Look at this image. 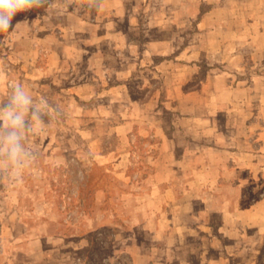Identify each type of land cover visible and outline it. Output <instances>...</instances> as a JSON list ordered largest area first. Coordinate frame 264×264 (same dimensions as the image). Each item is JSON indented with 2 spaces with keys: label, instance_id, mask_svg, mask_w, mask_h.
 Instances as JSON below:
<instances>
[{
  "label": "rangeland",
  "instance_id": "rangeland-1",
  "mask_svg": "<svg viewBox=\"0 0 264 264\" xmlns=\"http://www.w3.org/2000/svg\"><path fill=\"white\" fill-rule=\"evenodd\" d=\"M116 5L115 11L103 9ZM0 33V264H264V0H47Z\"/></svg>",
  "mask_w": 264,
  "mask_h": 264
},
{
  "label": "clouds",
  "instance_id": "clouds-1",
  "mask_svg": "<svg viewBox=\"0 0 264 264\" xmlns=\"http://www.w3.org/2000/svg\"><path fill=\"white\" fill-rule=\"evenodd\" d=\"M47 0H0V33L13 27V19L21 12L42 7ZM101 0H96L97 8ZM41 118L32 106L31 98L23 86L17 83L8 102L0 105V158L6 157L19 168L23 157L29 156L24 149L23 133L29 132L33 120Z\"/></svg>",
  "mask_w": 264,
  "mask_h": 264
},
{
  "label": "crops",
  "instance_id": "crops-1",
  "mask_svg": "<svg viewBox=\"0 0 264 264\" xmlns=\"http://www.w3.org/2000/svg\"><path fill=\"white\" fill-rule=\"evenodd\" d=\"M103 7H104L103 9H106L107 11H115V9L117 8L116 5H106Z\"/></svg>",
  "mask_w": 264,
  "mask_h": 264
}]
</instances>
